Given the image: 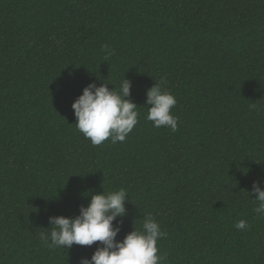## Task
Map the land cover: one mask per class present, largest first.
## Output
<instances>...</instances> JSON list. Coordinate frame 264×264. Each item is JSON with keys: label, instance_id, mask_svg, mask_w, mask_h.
I'll use <instances>...</instances> for the list:
<instances>
[{"label": "trees", "instance_id": "obj_1", "mask_svg": "<svg viewBox=\"0 0 264 264\" xmlns=\"http://www.w3.org/2000/svg\"><path fill=\"white\" fill-rule=\"evenodd\" d=\"M124 78L139 122L93 146L72 104L89 83ZM162 78L176 132L145 118ZM261 178L264 0H0V264L90 259L99 242L50 249L39 233L121 188L118 241L152 213L164 264H264V216L247 193Z\"/></svg>", "mask_w": 264, "mask_h": 264}, {"label": "clouds", "instance_id": "obj_2", "mask_svg": "<svg viewBox=\"0 0 264 264\" xmlns=\"http://www.w3.org/2000/svg\"><path fill=\"white\" fill-rule=\"evenodd\" d=\"M104 59L115 54L109 45H103ZM108 83H89L82 94L72 104L76 117L77 131L89 139L93 146H99L106 140L112 144L124 142L138 124L137 104L130 99L131 81L123 79L117 90H110ZM166 81L162 78L146 92V105H150L145 117L155 128H167L172 132L178 130L179 117L172 114L177 100L164 88ZM112 84V83H111ZM113 85V84H112ZM255 107V105H253ZM264 178L253 181L251 191H247L256 202L253 212L264 216ZM87 206L81 205L75 217L50 216L47 231L39 233V240L50 249H71L73 245L97 247L91 258L81 257L79 264H164L165 255H158V241L167 237L152 213L143 217L139 229H133L122 241L116 239L120 232L119 223L113 224L118 217L126 215L125 202L128 201L126 189L105 193L90 194ZM234 227L244 230L248 227L244 219L236 222ZM43 228V227H42Z\"/></svg>", "mask_w": 264, "mask_h": 264}]
</instances>
